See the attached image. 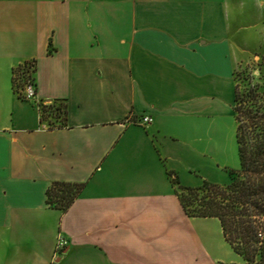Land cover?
I'll return each mask as SVG.
<instances>
[{
	"label": "crops",
	"instance_id": "0c3cea01",
	"mask_svg": "<svg viewBox=\"0 0 264 264\" xmlns=\"http://www.w3.org/2000/svg\"><path fill=\"white\" fill-rule=\"evenodd\" d=\"M246 3L0 0V264H244L167 172L196 187L239 168L231 29ZM31 60L35 100L12 87ZM55 100L67 125L49 129L37 102ZM55 181L85 183L66 212L46 203Z\"/></svg>",
	"mask_w": 264,
	"mask_h": 264
},
{
	"label": "trees",
	"instance_id": "16d2710c",
	"mask_svg": "<svg viewBox=\"0 0 264 264\" xmlns=\"http://www.w3.org/2000/svg\"><path fill=\"white\" fill-rule=\"evenodd\" d=\"M246 74L234 71L233 112L237 122L239 168L228 169L230 181L219 184L204 180L196 187L184 186L174 171L167 174L188 216L216 217L231 249L244 264H264V58ZM36 60L13 68L12 87L22 99L25 85L36 91ZM40 120L49 129L67 125L64 100L37 102ZM85 183L55 181L46 191V203L66 212Z\"/></svg>",
	"mask_w": 264,
	"mask_h": 264
},
{
	"label": "rangeland",
	"instance_id": "374dc122",
	"mask_svg": "<svg viewBox=\"0 0 264 264\" xmlns=\"http://www.w3.org/2000/svg\"><path fill=\"white\" fill-rule=\"evenodd\" d=\"M260 1L261 4L256 5V0L255 2L245 0L246 6L239 15L241 23H238L239 27L231 29L240 49L238 55L240 61L235 71L246 74L252 68H256L254 70L256 76L259 75L257 64L261 63L264 58V0ZM256 24H258L257 28ZM232 161L239 167L238 154L232 156Z\"/></svg>",
	"mask_w": 264,
	"mask_h": 264
},
{
	"label": "built area",
	"instance_id": "2783aa9c",
	"mask_svg": "<svg viewBox=\"0 0 264 264\" xmlns=\"http://www.w3.org/2000/svg\"><path fill=\"white\" fill-rule=\"evenodd\" d=\"M23 96L27 99H37L36 91L34 89L33 85L27 84L25 87L21 90ZM136 123L140 125H147L152 121V118L150 116H143L141 118L133 119ZM64 245L63 241H60L58 244V249L61 248Z\"/></svg>",
	"mask_w": 264,
	"mask_h": 264
}]
</instances>
